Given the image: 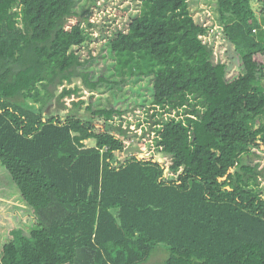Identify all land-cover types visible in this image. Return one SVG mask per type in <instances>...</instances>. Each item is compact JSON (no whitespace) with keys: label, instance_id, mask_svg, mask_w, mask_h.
<instances>
[{"label":"trees","instance_id":"trees-1","mask_svg":"<svg viewBox=\"0 0 264 264\" xmlns=\"http://www.w3.org/2000/svg\"><path fill=\"white\" fill-rule=\"evenodd\" d=\"M96 1L77 13L76 0H0V198L17 195L33 219L9 230L0 264H149L160 246L161 264H264V6L214 0L239 56L230 78L191 0H142L108 39L114 84L150 78V105L196 119L154 124L159 158L121 159L126 112L81 115V89L67 87L111 85L80 54Z\"/></svg>","mask_w":264,"mask_h":264},{"label":"rangeland","instance_id":"rangeland-1","mask_svg":"<svg viewBox=\"0 0 264 264\" xmlns=\"http://www.w3.org/2000/svg\"><path fill=\"white\" fill-rule=\"evenodd\" d=\"M94 0H76L75 11L81 12L83 9L89 7ZM191 7L194 11L195 20L211 28V36L208 35L205 41L212 43L215 49L216 61H222L230 66L229 77L232 78L237 74V67L239 65V56L236 54L235 48L228 44L222 36V32L218 24L214 23L213 4L214 0H191ZM142 0H97L96 5L92 8L93 17L90 22L93 27L87 28L91 34V40L87 45L81 48L80 54L83 59H89L91 62L87 66L91 72L92 78L98 80L99 77L106 78L110 84H103L97 91H90L84 88L81 79H77L73 84L67 85L68 88L74 89L79 87L80 99L85 101L81 115H87L86 108L93 105L95 110L98 109H119L126 112L123 116L124 127H130L131 132L141 134L140 128L137 127L136 122L140 119L147 120L143 116V112L150 106L148 99L151 96V82L150 78L143 80H128L126 84L115 85L119 79L114 75V59L109 52L108 39L114 38L118 31L124 30L128 27L130 21L135 18L140 11ZM254 9L260 14L261 8L264 6V0H255L253 3ZM72 20L70 23H75ZM104 45V47L102 46ZM75 101L80 99L73 98ZM72 100H68V106L72 107ZM122 121V120H121ZM94 122L97 124L99 130H103L105 122L101 118H95ZM149 128V126H147ZM140 130V131H139ZM137 141V138H134ZM88 147L95 146V141H87ZM142 149L149 151L150 145L145 142L140 143ZM146 155V151H145ZM123 154L121 159L126 158ZM170 161H163L165 166L170 165ZM4 184V181L3 183ZM264 185V182H263ZM17 190V189H16ZM18 191V190H17ZM0 198V251L3 249V243L10 240L9 230L15 228H23L29 231L33 225L31 212L28 208L17 201L18 196L2 194ZM5 244V243H4ZM166 251V255H165ZM168 257L165 246H160L153 255V259L149 264L163 263Z\"/></svg>","mask_w":264,"mask_h":264},{"label":"built area","instance_id":"built-area-1","mask_svg":"<svg viewBox=\"0 0 264 264\" xmlns=\"http://www.w3.org/2000/svg\"><path fill=\"white\" fill-rule=\"evenodd\" d=\"M209 35L210 36L212 35L211 30L209 31ZM187 110H190L189 106H184L182 108H170L167 106L166 108L162 109L161 107H159L157 105H150L147 108V110L143 112V116L147 120V122L143 119H140L138 122H136V125L138 123H140V125L137 126L142 131L140 135H138L137 132H133L134 130L131 132L130 127H124L123 126L124 129L129 130L128 134H129L130 138H127L126 142H125L127 149L132 148L131 146H133V148L135 149L134 154L136 156L144 157V158L153 157L155 159L159 158V154L157 153L156 139L159 138L160 136L158 135V133L154 129L155 128L161 129L162 125L161 124L154 125V124L156 122H159V121L162 122V121H171V120H175V121L184 120L186 115L193 118V119H196L189 112H188V114H186L185 112ZM147 126H149V128ZM151 127L153 130L151 129ZM134 138H137V141H135ZM141 141L145 142L146 145L149 144L151 147L149 151L145 150L146 155H145L144 149H142V147L140 145ZM125 155H127V154H125ZM167 160L170 161L169 158L163 157V161L167 162Z\"/></svg>","mask_w":264,"mask_h":264},{"label":"water","instance_id":"water-1","mask_svg":"<svg viewBox=\"0 0 264 264\" xmlns=\"http://www.w3.org/2000/svg\"><path fill=\"white\" fill-rule=\"evenodd\" d=\"M125 153L126 154L135 153V149H133V148L126 149Z\"/></svg>","mask_w":264,"mask_h":264}]
</instances>
